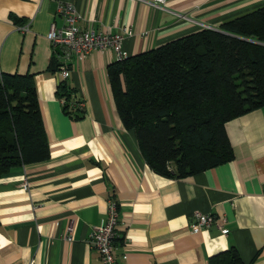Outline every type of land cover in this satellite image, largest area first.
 I'll list each match as a JSON object with an SVG mask.
<instances>
[{
    "label": "crops",
    "instance_id": "crops-1",
    "mask_svg": "<svg viewBox=\"0 0 264 264\" xmlns=\"http://www.w3.org/2000/svg\"><path fill=\"white\" fill-rule=\"evenodd\" d=\"M59 3L76 7L83 29L130 31L123 50L135 55L219 30L264 0H0V72L32 75L50 155L0 176V264H99L87 239L105 221L108 196L118 202L114 264H207L230 247L244 264H264V105L225 122L226 163L187 177L157 173L116 113L107 78L116 53L97 49L78 60L46 39L51 24L63 25ZM62 80L84 104L80 119L64 113ZM195 210L223 219L226 233L191 229Z\"/></svg>",
    "mask_w": 264,
    "mask_h": 264
},
{
    "label": "trees",
    "instance_id": "trees-1",
    "mask_svg": "<svg viewBox=\"0 0 264 264\" xmlns=\"http://www.w3.org/2000/svg\"><path fill=\"white\" fill-rule=\"evenodd\" d=\"M107 78L122 127L155 172L187 177L226 163L225 122L264 105V5L117 59ZM56 93L68 117L82 118L66 80ZM49 157L32 75L0 72V176ZM207 260L244 264L235 247Z\"/></svg>",
    "mask_w": 264,
    "mask_h": 264
},
{
    "label": "built area",
    "instance_id": "built-area-1",
    "mask_svg": "<svg viewBox=\"0 0 264 264\" xmlns=\"http://www.w3.org/2000/svg\"><path fill=\"white\" fill-rule=\"evenodd\" d=\"M165 1L152 0L155 4H164ZM56 14L63 19V25L56 28L54 24H51L47 30L46 39L53 48H64L65 55L68 57L83 60L91 51L97 49L101 51L112 49L116 53L117 59H123L128 56L125 50H123V39L132 34L130 31L123 29L118 33H105L95 31L89 27L83 29L78 25L81 18L72 3H59ZM27 26V24L22 25L19 30H27ZM145 35L146 32L142 33V36ZM68 76V68L61 66L60 78L66 79ZM76 100V105L83 108V102L78 97H76ZM22 188H28L27 181L22 183ZM105 203V221L98 225H93L87 240L89 246L98 253L99 264H114L112 251L117 240L118 202L112 196H108ZM192 215L191 229H201L216 225L220 227L222 233H226L227 231L222 225L224 223L223 219L215 218L210 213H202L195 210ZM72 230V221H69L64 232V239L66 241L71 240Z\"/></svg>",
    "mask_w": 264,
    "mask_h": 264
},
{
    "label": "water",
    "instance_id": "water-1",
    "mask_svg": "<svg viewBox=\"0 0 264 264\" xmlns=\"http://www.w3.org/2000/svg\"><path fill=\"white\" fill-rule=\"evenodd\" d=\"M56 50L58 51V50H59V48H56Z\"/></svg>",
    "mask_w": 264,
    "mask_h": 264
}]
</instances>
